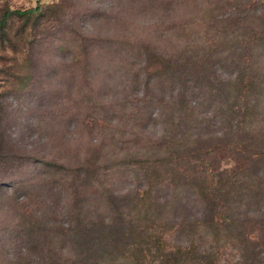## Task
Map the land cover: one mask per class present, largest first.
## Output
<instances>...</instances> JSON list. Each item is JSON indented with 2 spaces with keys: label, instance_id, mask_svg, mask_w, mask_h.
I'll use <instances>...</instances> for the list:
<instances>
[{
  "label": "rangeland",
  "instance_id": "1",
  "mask_svg": "<svg viewBox=\"0 0 264 264\" xmlns=\"http://www.w3.org/2000/svg\"><path fill=\"white\" fill-rule=\"evenodd\" d=\"M240 1H0L43 13L10 24L14 46L0 42V264H49L63 255L50 243L63 228L124 224L138 210L127 193H166L146 173H159L158 140L177 114L160 60L192 66L212 42L211 77L230 78ZM256 55L264 62V49ZM260 107L249 130L264 140ZM27 224L39 232L24 234Z\"/></svg>",
  "mask_w": 264,
  "mask_h": 264
},
{
  "label": "trees",
  "instance_id": "2",
  "mask_svg": "<svg viewBox=\"0 0 264 264\" xmlns=\"http://www.w3.org/2000/svg\"><path fill=\"white\" fill-rule=\"evenodd\" d=\"M237 6L243 39L230 78L211 77L205 58L212 42L204 61L192 66L160 60V72L178 85L177 114L158 140L159 173H146L166 193L152 199L149 186L123 195L138 207L124 224L106 217L101 228L91 222L63 228L61 238L50 241L61 243L63 255H49V264H264V140L249 130L263 110L264 62L256 51L264 49V0ZM42 14L40 7L14 10L3 3L0 42L14 46L10 24ZM24 228L32 236L40 230Z\"/></svg>",
  "mask_w": 264,
  "mask_h": 264
}]
</instances>
